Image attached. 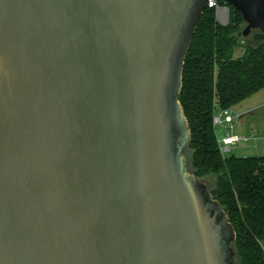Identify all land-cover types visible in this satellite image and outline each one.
<instances>
[{
    "label": "water",
    "instance_id": "95a60500",
    "mask_svg": "<svg viewBox=\"0 0 264 264\" xmlns=\"http://www.w3.org/2000/svg\"><path fill=\"white\" fill-rule=\"evenodd\" d=\"M206 2L0 0V264H234L179 102Z\"/></svg>",
    "mask_w": 264,
    "mask_h": 264
},
{
    "label": "trees",
    "instance_id": "16d2710c",
    "mask_svg": "<svg viewBox=\"0 0 264 264\" xmlns=\"http://www.w3.org/2000/svg\"><path fill=\"white\" fill-rule=\"evenodd\" d=\"M215 1L229 7L228 22L220 24L206 2L184 62L179 102L191 130L187 168L234 227V264H264V154L224 155L213 125L216 109H234L264 88V35L233 57L244 21L224 0Z\"/></svg>",
    "mask_w": 264,
    "mask_h": 264
},
{
    "label": "rangeland",
    "instance_id": "374dc122",
    "mask_svg": "<svg viewBox=\"0 0 264 264\" xmlns=\"http://www.w3.org/2000/svg\"><path fill=\"white\" fill-rule=\"evenodd\" d=\"M245 28V23L241 27L243 32ZM258 29H252L248 34L243 35L240 33L238 36V42L241 46H236L233 50L232 56L239 57L241 56L245 48L251 45H257L258 42L255 40L254 36L259 34ZM264 102V88L254 93L242 103L235 106V110L245 111L251 107H254L258 104ZM229 132V130H226ZM234 134L239 136L244 134L246 137H249L247 142L235 143L229 145V151L224 152V155L234 154L236 156H249V155H262L264 154V104L252 109L250 111L244 112L234 124V128L231 131ZM216 134L218 137L225 135L223 133L222 127L217 126ZM256 138V140H254Z\"/></svg>",
    "mask_w": 264,
    "mask_h": 264
},
{
    "label": "built area",
    "instance_id": "2783aa9c",
    "mask_svg": "<svg viewBox=\"0 0 264 264\" xmlns=\"http://www.w3.org/2000/svg\"><path fill=\"white\" fill-rule=\"evenodd\" d=\"M207 3L208 6H214L218 22L225 23L228 21L229 11L225 5H218L215 0H207ZM263 104L264 102L245 111L235 110L233 108L215 110L213 115L214 127L217 128V126H219L222 127V129L229 130L225 136L218 138L219 148L222 153L229 151V145L243 143L249 140V137L239 136L231 131L234 128L236 120H238L244 112L255 109ZM254 140H256V138H254Z\"/></svg>",
    "mask_w": 264,
    "mask_h": 264
},
{
    "label": "crops",
    "instance_id": "0c3cea01",
    "mask_svg": "<svg viewBox=\"0 0 264 264\" xmlns=\"http://www.w3.org/2000/svg\"><path fill=\"white\" fill-rule=\"evenodd\" d=\"M225 132V135H226V133L228 132V131H226L225 129H223V133ZM225 135H223V136H225ZM238 135V134H237ZM240 136H245L244 134H242V135H240ZM218 137V136H217ZM218 138H220V137H218ZM230 150V149H229Z\"/></svg>",
    "mask_w": 264,
    "mask_h": 264
}]
</instances>
